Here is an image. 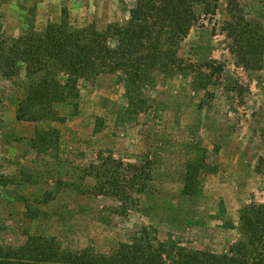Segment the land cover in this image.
I'll list each match as a JSON object with an SVG mask.
<instances>
[{"label": "rangeland", "instance_id": "rangeland-1", "mask_svg": "<svg viewBox=\"0 0 264 264\" xmlns=\"http://www.w3.org/2000/svg\"><path fill=\"white\" fill-rule=\"evenodd\" d=\"M137 0H0L4 39L40 32L66 15L77 27L124 25ZM228 0H217L213 21L199 22L179 55L195 64L223 65L214 97L192 86L191 76L154 73L142 88L145 113L128 110L126 73L83 83L79 108L60 109L65 123L18 120L27 95L24 77L0 73V173L9 185L0 200L1 242L20 245L28 236H54L79 249L107 253L144 226L161 241L224 254L240 240L239 214L264 204V70L237 69L221 31ZM264 25V0H240ZM52 133L48 151L33 147L38 130ZM49 134V133H47ZM126 164L150 163L152 177L128 215L94 196L96 181L83 177L94 151ZM233 225V227H230Z\"/></svg>", "mask_w": 264, "mask_h": 264}, {"label": "trees", "instance_id": "trees-1", "mask_svg": "<svg viewBox=\"0 0 264 264\" xmlns=\"http://www.w3.org/2000/svg\"><path fill=\"white\" fill-rule=\"evenodd\" d=\"M218 8L217 0H137L126 24L109 25L103 32L94 25L74 26L66 15L40 32L10 42L0 28V73L7 80L24 77L27 81L18 120L65 123L60 109L79 108L76 101H80L83 83L120 70L126 73L128 110L137 116L146 111L141 91L154 80V73L191 76L193 88L214 97L210 87L219 85L223 65L195 64L179 52L190 31L199 22L213 21ZM226 15L221 31L235 67L246 72L264 70V25L247 13L240 0H228ZM52 135L59 137V131L39 129L33 147L48 151ZM92 157L82 169L85 179L96 181L92 194L113 199L118 204L115 213L128 215L140 203L136 194L148 189L151 164H126L104 150L94 151ZM8 185L0 173V200ZM239 222L240 240L224 254L161 241L155 228L144 226L107 253L75 248L54 236H28L20 245L3 243L0 238V264H264V204L244 206ZM1 233L0 228V237Z\"/></svg>", "mask_w": 264, "mask_h": 264}]
</instances>
